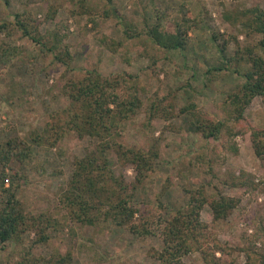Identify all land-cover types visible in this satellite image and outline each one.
Here are the masks:
<instances>
[{"label":"trees","instance_id":"1","mask_svg":"<svg viewBox=\"0 0 264 264\" xmlns=\"http://www.w3.org/2000/svg\"><path fill=\"white\" fill-rule=\"evenodd\" d=\"M53 1L41 0L35 11L27 3L22 10L13 11L11 18L1 17L0 34L9 38L17 33L20 38L31 42L35 56L51 57L53 62L69 67L72 57L65 41L67 34L62 32L66 26L61 23L41 31V21L36 18L38 12L43 13L44 18H53L57 11ZM71 1L74 7L70 13L75 19L84 15L93 27L101 19H115L117 23L124 21V37L140 40V36H144L154 49L164 52L177 50L183 53L185 59L190 31L200 28L204 20L200 13L191 15L189 11L161 20L155 9L151 23L146 18L147 23L139 29L131 21L123 19V12L115 0H102L99 8L91 6L90 0ZM4 2L7 5L10 0ZM142 2L134 0L133 4L137 7ZM221 19L244 33L246 39L242 45L235 34L209 29L210 40L220 62L206 67L202 73L203 84L207 86L230 71L240 79L221 101L224 117H209L194 100L174 113L177 105L174 92L170 90L150 100L145 109L146 122L150 125L155 118L167 120L173 114H187L190 116L187 131L208 140L231 139L237 134L249 133L254 154L261 159L264 157V128L253 127L247 121L245 111L254 97L264 99V10L257 5L224 7ZM100 40L111 51L122 44L105 36ZM231 42L234 46L230 55H226V47ZM13 48V42L0 38V78L4 77L13 60ZM151 60L155 65L158 59L152 55ZM183 66L190 68L192 77L197 78L194 67H187L186 60ZM150 69L158 75L152 65ZM129 76L126 73L104 76L94 68L84 70L81 77L71 76L60 92L66 103L51 109L42 125L30 129L29 139L18 135L0 137V190L3 193L0 200V249H4L8 242L16 247L22 246L27 234H33L31 244L36 245L46 243L56 232L64 233L66 228L72 238L81 226H92L99 231L114 225L126 229L136 239L155 236L159 245L147 250L153 264H183L184 257L193 253L200 254L203 264H233L235 259L232 255L237 251L244 253L243 264H264V252L255 245L257 241H262L264 245L263 226L256 227L251 238L238 247L221 241L201 218V211L208 207L213 221L227 220L240 202L238 196L223 194L212 182L199 186L181 184L180 188L187 196L185 205L181 207L161 202L169 186V177L168 183L155 193L150 210L145 208L146 203L136 200L141 188L156 170L155 161L159 152L154 145L144 149L118 139L125 123L139 114L142 108V99L134 91ZM69 132L78 138H88L89 144L82 156L73 158L72 172L57 194L58 210L63 211L53 217L32 214L16 193L25 174L12 171L11 163L16 161L31 165L40 149L55 148ZM229 149L234 154L238 152L234 142L229 144ZM38 168L40 164L32 165V169ZM128 168H131V175L126 174ZM60 172L55 171L56 174ZM6 179L10 180L9 187L3 185ZM223 183L228 188L245 190L259 187L252 173L243 169L237 175L231 174L230 180ZM83 246L78 247L79 252ZM30 250L27 249L23 257L9 264H72L74 260L71 251L44 259L31 255ZM93 259L104 260V257Z\"/></svg>","mask_w":264,"mask_h":264},{"label":"rangeland","instance_id":"2","mask_svg":"<svg viewBox=\"0 0 264 264\" xmlns=\"http://www.w3.org/2000/svg\"><path fill=\"white\" fill-rule=\"evenodd\" d=\"M133 1L115 0V4L122 10L123 19L131 21L139 29L147 21L151 23L155 9L161 20L172 19L186 11L191 15L201 14L204 20L200 28L190 31L186 59L177 50L164 52L154 49L144 36H140V40L124 37V21L117 23L115 19H101L93 27L84 15L76 19L71 16L74 7L71 0H54L57 5L54 17L44 18L43 13L38 12L36 18L41 21V31L61 23L66 26L62 32L67 34L65 41L72 57L70 66L55 63L51 57L35 56L31 42L20 38L17 33L9 38L0 34L4 41L13 42L15 51L4 77L0 78V137L18 135L29 139L30 129L42 125L51 109L66 103L60 92L64 82L71 76L81 77L84 70L92 68L104 76L113 73L129 74L134 91L142 99V108L139 114L125 123L118 139L144 149L154 145L159 152L155 161L156 170L141 188L136 200L146 203L145 208L150 210L155 201V193L168 183L169 177V186L161 202L181 207L187 200L180 188L181 184L199 186L212 182L223 194L238 196L240 202L227 220L213 221L208 207L201 211V218L221 241L242 246L251 238L256 227H264V157L259 159L254 154L249 133L237 134L231 139L225 137L219 141L208 140L200 134L187 131L190 119L187 114H173L167 120L155 118L147 125L145 109L150 100L172 90L177 105L174 113L182 105L194 100L209 117L222 119L224 112L220 106L221 101L240 79L230 71L207 86L203 84L202 73L206 67L220 62L210 40L209 29L235 34L241 44H245L244 33L222 22L221 11L224 7L253 5L264 10V0H143L137 7ZM27 3L35 11L41 0H10L7 5L4 0H0V18H11L13 11L22 10ZM89 4L99 8L102 0H90ZM102 36L115 42L121 41L122 44L111 51L102 44ZM233 46V42L229 43L226 55H230ZM152 55L158 59L155 65L152 64ZM184 59L187 67H194L197 78L192 77L190 68L183 66ZM150 65L158 75L152 73ZM245 115L253 127L264 128V99L261 96L254 97ZM231 142L236 143L237 154L229 149ZM88 144V138H78L69 132L55 148H43L35 154L32 163L40 164V168L32 169V163L28 165L12 161L11 170L25 174L16 193L25 203L27 211L47 217L57 216L63 211L58 210L57 194L72 172L73 158L82 156ZM240 169L252 173L254 181L259 183L257 189L228 188L224 185L223 182L229 181L231 174L237 175ZM53 170L54 173L61 172L54 175ZM126 174L131 175V168L126 169ZM10 184V180H5L3 185L9 187ZM2 198L0 190V200ZM67 231L66 228L64 233L52 234L43 244L32 245L33 234L25 235L22 246L16 247L8 242L4 249H0V264L15 262L29 248L31 255L44 259L71 251L74 254L72 264H153L147 250L160 243L155 236L136 239L126 229L114 225L99 231L92 226H81L72 238ZM80 245H84L81 252L78 251ZM255 245L264 252L262 241L255 242ZM96 256H103L104 260L93 259ZM232 256L235 259L233 264H243V252L237 251ZM183 264H203V261L199 253H193L184 257Z\"/></svg>","mask_w":264,"mask_h":264},{"label":"built area","instance_id":"3","mask_svg":"<svg viewBox=\"0 0 264 264\" xmlns=\"http://www.w3.org/2000/svg\"><path fill=\"white\" fill-rule=\"evenodd\" d=\"M8 179H6V181H7Z\"/></svg>","mask_w":264,"mask_h":264}]
</instances>
